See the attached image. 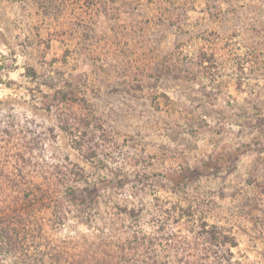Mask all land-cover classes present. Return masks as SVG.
Returning <instances> with one entry per match:
<instances>
[{
  "label": "rangeland",
  "instance_id": "rangeland-1",
  "mask_svg": "<svg viewBox=\"0 0 264 264\" xmlns=\"http://www.w3.org/2000/svg\"><path fill=\"white\" fill-rule=\"evenodd\" d=\"M0 213V264H264V0H0Z\"/></svg>",
  "mask_w": 264,
  "mask_h": 264
},
{
  "label": "trees",
  "instance_id": "trees-1",
  "mask_svg": "<svg viewBox=\"0 0 264 264\" xmlns=\"http://www.w3.org/2000/svg\"><path fill=\"white\" fill-rule=\"evenodd\" d=\"M5 222L3 221V215H2V213H0V243H3L4 245H6L7 247H10V246H12L13 245V243L17 240L18 241V237H19V235H17L18 237H14L13 235H9V233H8V229L6 228V227H4L3 226V224H4ZM16 241V242H17ZM24 241V240H23ZM25 242V241H24ZM24 242H22L23 244L21 245V246H25V244H24ZM2 248L3 247H1V245H0V253L2 252ZM24 253V251L22 250V249H20V253ZM12 256H10V258L9 257H7L6 259H4V260H11V261H15V262H17V264H41V263H43L42 262V260H43V257H42V259L40 260V257H36V258H29L28 257V255L26 254L25 255V257H23V258H13V260H12V258H11ZM0 258H1V255H0ZM11 263H13V262H11ZM14 264H16V263H14Z\"/></svg>",
  "mask_w": 264,
  "mask_h": 264
}]
</instances>
